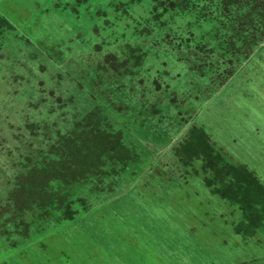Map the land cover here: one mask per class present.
<instances>
[{
    "label": "rangeland",
    "instance_id": "1",
    "mask_svg": "<svg viewBox=\"0 0 264 264\" xmlns=\"http://www.w3.org/2000/svg\"><path fill=\"white\" fill-rule=\"evenodd\" d=\"M0 18V215L50 155L41 207L0 216V264H264L235 201L264 196V0H0ZM79 112L112 147L73 165L54 133Z\"/></svg>",
    "mask_w": 264,
    "mask_h": 264
},
{
    "label": "trees",
    "instance_id": "2",
    "mask_svg": "<svg viewBox=\"0 0 264 264\" xmlns=\"http://www.w3.org/2000/svg\"><path fill=\"white\" fill-rule=\"evenodd\" d=\"M7 25H9V24H7L6 21H3V19L0 18V34L9 30L10 27ZM107 65H110L109 67L113 68L115 70H116L118 65L121 66L120 64H118L114 60V58L112 56H108L106 58L105 67H107ZM94 101H96V102L91 101L92 103H89L87 107L93 108V106H95L96 104H99V103L101 104V102H102L100 100L99 101L94 100ZM107 103H109V102L107 101ZM84 114H85L84 112L83 113L79 112V114H76L77 116H79L81 121H79V120L75 121L76 127H74V125H73V128L75 130L71 131L72 132L71 134L62 136L61 133L58 131L56 133H54L55 135H58V137H59L58 141H61V137L67 139L68 137L74 136V138H70V139L65 140L60 148H58L57 143H56V146L52 145V147L58 148L57 149L59 152L58 155L60 154L61 157L62 156L68 157L69 161L67 163H69V164L81 165V163H83L84 160H86L85 156L83 155V152H82L83 149L82 148L88 147V145H89V147H92V148H95L96 150H98V151H95L96 152L95 154L93 153L94 155H99V154L103 155L101 153L102 150L107 151V152L111 151V147H112L110 144L111 140H109V137H111V136H109V132L104 131V130H99L100 128H98V126L94 127L97 124V122H96L97 120H94V119L92 120V118L89 115H87L88 119L86 120L87 116ZM91 120L94 123L92 125L93 127L90 129H97V130H95L96 132L93 131L92 134L90 132H87V130L83 129L85 126H88L87 125L88 123L89 124L92 123V122H90ZM84 121H85V123H82ZM36 127H38L37 124L33 123V124L28 125L27 128H30L31 130H33ZM41 131H42V134L45 133V128H43V130H41ZM42 134H39V136L43 137ZM45 135L46 134H44L43 138H46ZM189 146H188L189 152L191 154H192V152L196 153L193 151V149L195 150V143L190 142ZM68 152H71V154H68ZM103 153L105 154L106 152H103ZM93 154H92V156H93ZM41 156H44V157H41ZM49 156L50 155H48V154L42 155L41 152L38 151V157H41L39 161L33 162L30 166H25L24 163H21V165L23 166V171L17 177V179L15 180V183L12 185V187H11L12 190H10L7 193L6 196L8 198V201H7V204L5 205L6 207H4V210L1 213V215L3 213H9V214H11L10 217L12 219H15L13 221H16V219L19 220L20 217L24 219L26 216L30 215V213H33V210L35 211V210H37V208L41 207V203L44 199L41 198V195L39 194L40 191H37L38 186H40V185H36V184H39L36 182L40 181L41 185H45V182L48 180V177L50 176L49 175L50 172L48 171V168H46V170H44L43 166H44V163H46V159H48ZM100 157L101 156H99L97 158L98 161H100ZM36 174H38V175H36ZM29 176H32L31 177L32 180H31V178H29ZM52 183H54V182H52ZM254 184L255 183L251 182L248 185L249 188L251 187L250 190H252V191L257 190L256 187L258 185L256 184L257 186H255ZM254 194H256V195H254ZM251 196L252 197L254 196V198H252ZM70 200H69V202H66L63 206L64 211H65L64 216L67 217L68 221L73 220L75 218L76 213H77L72 208L73 203ZM235 201L239 204V206L242 209H244L243 212L245 215H247V220L249 222L248 223V229H252V227L254 229L259 228V227L262 228L264 226L262 224V222L260 221V219H262V217H263L261 215L262 214L260 211L261 209H258L255 206V205L259 204V205L264 207V196L259 195L258 192L252 193V192H248L246 190L245 195L241 198H235ZM254 206H255V208H254ZM254 210H257V214L254 213ZM43 211H44V213H46V210H43ZM19 222L20 221H17L15 229L19 228V226L21 225V222L20 223ZM25 223H26V220H25ZM26 225H27V223H26ZM26 227L28 230L29 224ZM23 231H24V233H26L25 232L26 228ZM247 231H249V230H247ZM249 233H251V232L249 231Z\"/></svg>",
    "mask_w": 264,
    "mask_h": 264
}]
</instances>
